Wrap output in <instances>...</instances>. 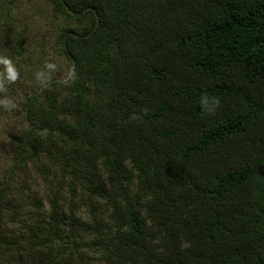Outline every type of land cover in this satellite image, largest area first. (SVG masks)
Wrapping results in <instances>:
<instances>
[{
  "label": "trees",
  "instance_id": "trees-1",
  "mask_svg": "<svg viewBox=\"0 0 264 264\" xmlns=\"http://www.w3.org/2000/svg\"><path fill=\"white\" fill-rule=\"evenodd\" d=\"M41 1L72 72L32 92L0 73V264H62L57 243L104 264H264V0ZM25 2L0 0L8 36ZM34 172L59 177L45 221L22 203Z\"/></svg>",
  "mask_w": 264,
  "mask_h": 264
},
{
  "label": "rangeland",
  "instance_id": "rangeland-1",
  "mask_svg": "<svg viewBox=\"0 0 264 264\" xmlns=\"http://www.w3.org/2000/svg\"><path fill=\"white\" fill-rule=\"evenodd\" d=\"M10 18L11 24L9 30H11L12 34L10 36L18 39V34L25 42V45H27V52H25L26 47L23 48L22 52L24 54L22 55L18 49H15L14 40L3 29L5 24H0V60H2L3 64V67L0 66V73L3 68L7 67V71L11 74L21 76L20 79H24L22 86L29 92H32L34 88H39V84L45 81V78L46 80H50L55 74L60 79L65 80L72 72V69L67 61L60 57L53 48V43L56 40L62 21L56 20L50 8L41 0H26L22 4V8L13 11ZM39 53L42 56H38ZM15 93L19 92L16 91ZM15 93L11 110L18 108L17 103H15L17 98ZM13 113L9 111V114H5L4 117L11 116L10 121L15 123ZM4 117L0 120V181L6 175V170L12 162L9 136L5 128L6 126H3L4 121L6 122V118ZM26 180L28 187L22 203L27 209H34L38 212L39 221H45L50 211L46 197L51 187L56 189L59 187V183L57 182L59 177L55 176V180L51 181L49 176L40 177V174L34 172ZM20 185L21 183L17 186ZM135 191L136 184L134 183L131 185V192L134 193ZM64 195L66 199H63L62 204L67 208L70 202V194L67 188H64ZM78 203L80 207L78 216H80L82 223L90 225L89 207L84 204L82 197ZM103 217L106 219L104 215ZM81 235L83 242H87L92 238L91 233H81ZM64 247V244H56V248H58L62 258V264H104L98 253L88 248L86 244H80L77 247L78 249L69 246L66 247L64 252L60 251Z\"/></svg>",
  "mask_w": 264,
  "mask_h": 264
}]
</instances>
